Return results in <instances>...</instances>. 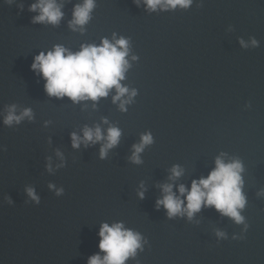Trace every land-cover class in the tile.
Listing matches in <instances>:
<instances>
[{"label": "water", "instance_id": "95a60500", "mask_svg": "<svg viewBox=\"0 0 264 264\" xmlns=\"http://www.w3.org/2000/svg\"><path fill=\"white\" fill-rule=\"evenodd\" d=\"M36 3L0 0V264H89L106 255L105 223L142 237L143 250L125 264H264V0H193L156 12L143 0H94L83 26L72 21L84 0H55L57 24L34 23ZM121 38L129 41L120 81L128 92L115 102V87L96 101L50 96L32 70L56 46L75 54ZM13 107L31 115L6 125ZM96 128L104 140L73 147V133L83 141ZM110 128L121 136L101 159ZM146 134L153 142L136 163ZM217 158L243 166L247 232L215 207L189 219L157 206L172 185L186 207L179 187L190 191Z\"/></svg>", "mask_w": 264, "mask_h": 264}, {"label": "clouds", "instance_id": "9594fccd", "mask_svg": "<svg viewBox=\"0 0 264 264\" xmlns=\"http://www.w3.org/2000/svg\"><path fill=\"white\" fill-rule=\"evenodd\" d=\"M12 0H9L11 3ZM140 0H137L139 6ZM146 10L150 12L175 10L177 8L189 9L193 0H143ZM95 7L94 0H84L83 5L76 6L74 10L73 25H85L90 19V13ZM30 11H39L40 15L34 17V23H43L45 21L57 24L63 18L60 6L55 0H38L33 4ZM245 48L248 47L243 40L240 41ZM129 41L121 38L115 40V43L107 39L102 41L101 46L87 45L82 50L73 54L68 52L62 46H56L53 51L47 55L43 52L35 57L32 64V70L42 74L46 80L45 91L50 96L64 98L65 96L74 102L81 99L90 98L93 101L102 97H107L109 90L115 87L118 95L114 97V102L120 100L128 92L126 87L121 86L124 72L129 67L126 56L129 54ZM252 45L258 47V41L253 38ZM136 59V57H133ZM132 96L136 95L133 91ZM124 101L121 104L130 103ZM249 108L251 105L248 106ZM30 110H26L22 115H15V109L9 112L5 118L6 125H12L15 121L19 123L24 117L30 116ZM121 132L117 128H110L107 136V143L101 148V159L107 156L108 149L118 144ZM101 129L95 131L85 129L83 141L75 133L72 135L73 147L79 148L84 142H99L104 140ZM153 142L151 134L142 136V143L134 146L135 154L132 160L140 163L139 153L143 151L146 145ZM49 171L51 168L49 167ZM243 166L239 161L225 163L222 158H217L216 168L207 178H201L199 181H193L191 190L188 191L185 186L179 187L180 196H186L187 206L184 207V201L177 197L172 191V185L164 186L165 196L162 200L157 201V206H163L169 218L177 215L183 216L185 213L192 218L193 214L199 212L202 207H215V209L224 216L232 218L237 224H245V217L239 210L246 206V198L242 193V176ZM182 171L179 168L173 169V177L179 178ZM50 187H52L50 185ZM62 189L57 195L62 193ZM28 195L36 200L32 189L28 190ZM143 198V193L140 194ZM10 204L12 201L9 199ZM249 225L245 224V232ZM218 236L224 237V233H217ZM99 248L106 253L103 258L95 255L89 259V264H125L130 257H134L137 249H142V237L138 233L124 228L122 223H116L109 226L107 223L101 226ZM233 239H243V237H233ZM147 243V241H145Z\"/></svg>", "mask_w": 264, "mask_h": 264}]
</instances>
